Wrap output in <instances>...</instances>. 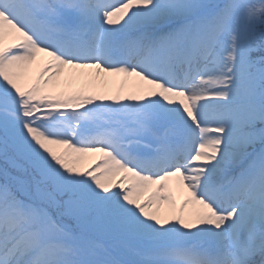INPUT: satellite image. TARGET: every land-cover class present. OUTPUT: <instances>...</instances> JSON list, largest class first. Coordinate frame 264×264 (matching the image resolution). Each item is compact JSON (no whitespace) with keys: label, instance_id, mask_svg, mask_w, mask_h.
<instances>
[{"label":"snow or ice","instance_id":"6c2138e0","mask_svg":"<svg viewBox=\"0 0 264 264\" xmlns=\"http://www.w3.org/2000/svg\"><path fill=\"white\" fill-rule=\"evenodd\" d=\"M0 264H264V0H0Z\"/></svg>","mask_w":264,"mask_h":264},{"label":"rangeland","instance_id":"374dc122","mask_svg":"<svg viewBox=\"0 0 264 264\" xmlns=\"http://www.w3.org/2000/svg\"><path fill=\"white\" fill-rule=\"evenodd\" d=\"M118 79V78H117ZM89 163L91 162V161H88Z\"/></svg>","mask_w":264,"mask_h":264}]
</instances>
